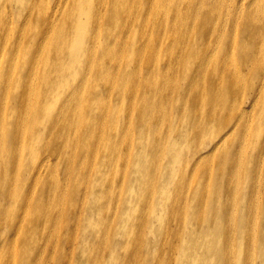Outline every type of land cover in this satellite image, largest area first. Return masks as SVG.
Segmentation results:
<instances>
[{
    "label": "bare ground",
    "instance_id": "obj_1",
    "mask_svg": "<svg viewBox=\"0 0 264 264\" xmlns=\"http://www.w3.org/2000/svg\"><path fill=\"white\" fill-rule=\"evenodd\" d=\"M7 253L264 264V0H0Z\"/></svg>",
    "mask_w": 264,
    "mask_h": 264
},
{
    "label": "rangeland",
    "instance_id": "obj_2",
    "mask_svg": "<svg viewBox=\"0 0 264 264\" xmlns=\"http://www.w3.org/2000/svg\"><path fill=\"white\" fill-rule=\"evenodd\" d=\"M5 251H6V249H5ZM1 260L4 261L6 264H10V262L12 264L13 255L7 253L6 255H3L1 257Z\"/></svg>",
    "mask_w": 264,
    "mask_h": 264
}]
</instances>
